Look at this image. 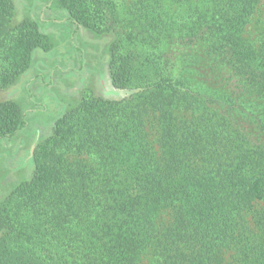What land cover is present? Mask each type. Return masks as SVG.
Wrapping results in <instances>:
<instances>
[{"label": "trees", "instance_id": "trees-1", "mask_svg": "<svg viewBox=\"0 0 264 264\" xmlns=\"http://www.w3.org/2000/svg\"><path fill=\"white\" fill-rule=\"evenodd\" d=\"M27 1L0 0V91L39 52L91 70L87 33L104 70L33 128L0 264H264V0ZM34 111L0 102V147Z\"/></svg>", "mask_w": 264, "mask_h": 264}, {"label": "rangeland", "instance_id": "rangeland-1", "mask_svg": "<svg viewBox=\"0 0 264 264\" xmlns=\"http://www.w3.org/2000/svg\"><path fill=\"white\" fill-rule=\"evenodd\" d=\"M28 4L29 2L27 0H16L17 20H23L26 15L25 12ZM51 13L53 20L56 19L57 12ZM48 29L56 42L68 36V31L65 28H60V26H52ZM66 39L68 40V38ZM85 39H89L88 41L90 44L88 45L92 46L90 51L94 54L91 60L89 59L90 66L88 68L91 70L87 72L83 71L81 74L74 77L70 76L71 71L65 69V67L70 65L68 60L64 62L54 58V60H45L48 56L46 57L45 55L44 57L42 52H39L36 55V61L42 60L39 66L46 64V66L49 67L47 70H49L48 72L50 73L41 72V81H35L34 77L37 73V69L35 68L30 74L23 76L17 85L0 91V102L5 99H15L20 102L21 106L25 109H35L33 115L29 117V120H31V129L20 132L15 138L7 142V145L0 147V200H2L16 184L28 178L31 174V170L27 168L25 160L23 159L28 156V150L31 145L30 139L36 134V125L51 121L60 113L62 108L61 105L63 106L65 103H72L78 100L87 89H91L93 86L96 87L99 72L104 70L99 60L104 54L102 48L98 46V44L95 45L90 34H85ZM82 45H84L83 42ZM53 65L61 67L62 71L57 69L55 74H51V66ZM31 79L32 84L29 83ZM50 80L52 84H50L51 82L49 83ZM33 81L36 83L34 84ZM27 85L31 88L29 92L26 90ZM41 105L45 107L44 112L37 109L40 108ZM33 128H35V130Z\"/></svg>", "mask_w": 264, "mask_h": 264}]
</instances>
